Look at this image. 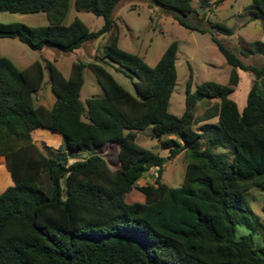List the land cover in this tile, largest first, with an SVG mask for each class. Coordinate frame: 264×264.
Returning a JSON list of instances; mask_svg holds the SVG:
<instances>
[{
	"label": "trees",
	"instance_id": "16d2710c",
	"mask_svg": "<svg viewBox=\"0 0 264 264\" xmlns=\"http://www.w3.org/2000/svg\"><path fill=\"white\" fill-rule=\"evenodd\" d=\"M120 1L75 0L78 10L105 19L91 30L79 17L63 24L70 0H0V12L48 15L50 22L43 26L0 22V38L18 39L33 50L70 53L111 33L103 63L75 61L68 77L47 58L20 69L0 56V157L13 182L0 194V264H264V240L256 245L253 233L238 228L254 227L248 192L255 187L264 192V88L259 83L264 66L245 64L213 38L232 66L229 81H205L192 91L189 64L186 110L175 115L169 105L177 83L178 42L154 66L121 48L113 18ZM150 2L181 25L205 31L187 20L198 13L192 0ZM251 10L264 18V0H253ZM106 64L135 77L134 92ZM86 68L103 95L84 103ZM239 69L255 75L242 109L231 98ZM46 82L55 96L51 107L36 102ZM211 99L216 103L196 116L197 103ZM147 128L168 150L166 156L139 145L138 133ZM36 129L62 135L71 153L114 144L118 169L113 171L99 153L71 164L47 155L50 147L41 149L33 139ZM182 152L184 179L171 187L162 181L164 167ZM151 169H157L154 183L138 185ZM43 176L51 194L41 186ZM132 190L144 201L128 202Z\"/></svg>",
	"mask_w": 264,
	"mask_h": 264
},
{
	"label": "rangeland",
	"instance_id": "374dc122",
	"mask_svg": "<svg viewBox=\"0 0 264 264\" xmlns=\"http://www.w3.org/2000/svg\"><path fill=\"white\" fill-rule=\"evenodd\" d=\"M207 1L210 3L209 7H205L203 12L198 11L197 14L189 15L187 18L192 25L205 29L204 32L181 25L172 14L160 5L152 4L150 0H121L113 12V18L118 26L119 46L126 51L140 55L151 66L157 64L166 48L173 41L178 42L177 83L169 105L170 112L178 116L183 115L186 110V86L190 76L189 64L193 71L192 91L205 81H215L222 84L229 81L232 66L213 38L230 48L245 64L259 68L264 66V18L258 17L252 12L253 0H224L219 4L215 3L218 0ZM192 3L198 10L201 0H192ZM75 17L83 20L91 30H98L105 23L102 16H97L90 11L78 10L75 6V0H70V8L63 24L71 23ZM0 22H20L29 26H43L49 24L50 21L45 12L29 14L0 12ZM110 37L111 33H106L96 40L84 43L81 48L70 53H64L53 48L33 50L18 39L0 38V56L10 58L20 69L27 68L37 60L47 58L62 71L65 77H68L72 63L75 61L101 62L100 58L104 55ZM244 49L245 52L249 50L254 53L245 56L243 55ZM106 67L121 85L134 92L133 80H136L135 77L132 79L126 76L118 71L115 66L106 64ZM238 72L240 82L231 98L242 109L255 75L251 71L243 69H239ZM84 78L85 84L81 92V99L84 103L92 96L103 95L101 85L89 68L84 70ZM47 79L48 74L45 81ZM259 83L264 88V77L259 80ZM54 101L55 96L49 87V83L46 82L43 85V92L36 102L51 107ZM216 101V99H211L197 103L195 107L196 116L202 115ZM197 127V124L193 125L194 129ZM39 130L33 131V139L41 149L44 148V145L50 147L46 151L47 155L71 164L76 160L86 159L92 154L99 153L108 160L113 171L118 169L117 148L114 144L71 153L65 148L64 141L55 143L54 135H59L58 133L43 129L47 134H45L44 139H40L42 136L38 132ZM152 131V128L140 131L137 142L142 147L166 156L168 150L161 146L159 139L153 137ZM186 164L187 158L185 152H182L175 159L167 162L162 181L171 187L180 186L184 179ZM7 171L5 159L0 157V194L7 187L13 185ZM156 174L157 169H151L141 177L138 185L154 183ZM65 183L67 187L68 180H63V185ZM41 186L48 194H51L50 184L45 176L42 177ZM247 197L254 215L259 220L255 216L251 217L249 221L254 227L238 226L239 233H253L255 243L258 245L264 240V192L255 187L248 192ZM126 200L128 202H143L144 195L138 190H132Z\"/></svg>",
	"mask_w": 264,
	"mask_h": 264
},
{
	"label": "crops",
	"instance_id": "0c3cea01",
	"mask_svg": "<svg viewBox=\"0 0 264 264\" xmlns=\"http://www.w3.org/2000/svg\"><path fill=\"white\" fill-rule=\"evenodd\" d=\"M245 106V105H244ZM37 130V129H36ZM38 132H40L41 134V138L40 139H44V136H45V134H47L46 133V131H44L43 129H40ZM54 137H55V143L57 142H60V141H63V137H62V135H54ZM46 138V137H45Z\"/></svg>",
	"mask_w": 264,
	"mask_h": 264
},
{
	"label": "water",
	"instance_id": "95a60500",
	"mask_svg": "<svg viewBox=\"0 0 264 264\" xmlns=\"http://www.w3.org/2000/svg\"><path fill=\"white\" fill-rule=\"evenodd\" d=\"M200 4L201 5H200L199 9L197 10L199 12H203L205 7H209L210 6V3L207 0H201Z\"/></svg>",
	"mask_w": 264,
	"mask_h": 264
}]
</instances>
